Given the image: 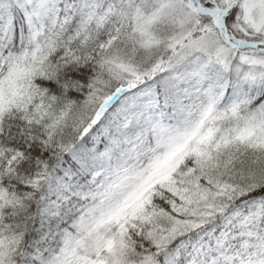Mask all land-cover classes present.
I'll use <instances>...</instances> for the list:
<instances>
[{
    "label": "snow or ice",
    "instance_id": "snow-or-ice-1",
    "mask_svg": "<svg viewBox=\"0 0 264 264\" xmlns=\"http://www.w3.org/2000/svg\"><path fill=\"white\" fill-rule=\"evenodd\" d=\"M0 264H264V0H0Z\"/></svg>",
    "mask_w": 264,
    "mask_h": 264
}]
</instances>
